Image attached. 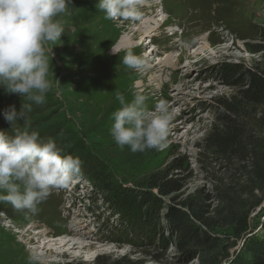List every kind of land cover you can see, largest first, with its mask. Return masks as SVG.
<instances>
[{
	"label": "rangeland",
	"instance_id": "374dc122",
	"mask_svg": "<svg viewBox=\"0 0 264 264\" xmlns=\"http://www.w3.org/2000/svg\"><path fill=\"white\" fill-rule=\"evenodd\" d=\"M97 3L72 0L57 18L64 33L49 45L52 91L43 104L0 87V130L12 134L3 116L8 106L19 112L30 105L25 123L82 162L80 174L53 191L37 214L0 203V264H28L33 251L42 254V264H239L264 241V180L248 164L206 154L203 142L222 116L220 101L234 99L243 106V153H264V103L243 98L251 88L247 73L264 75V0H145L135 22L107 20ZM161 18L152 34L156 25L146 23ZM127 50L146 57L151 68H126L121 61ZM197 50L202 53L194 58ZM176 60L177 74L166 64ZM173 75L176 81L159 97L157 85ZM180 80L188 85L181 92ZM141 85L156 100L147 103L149 110L163 101L171 112L163 150L132 153L110 135L112 114L121 107L116 92L130 102ZM16 123L23 127L22 118ZM127 193L151 194L161 218L169 207L189 206L204 241L180 246L179 235L165 225L133 223L127 208L117 209L116 200ZM57 239L69 242L61 249L53 246ZM76 243L83 249H71Z\"/></svg>",
	"mask_w": 264,
	"mask_h": 264
},
{
	"label": "clouds",
	"instance_id": "9594fccd",
	"mask_svg": "<svg viewBox=\"0 0 264 264\" xmlns=\"http://www.w3.org/2000/svg\"><path fill=\"white\" fill-rule=\"evenodd\" d=\"M145 0H98L96 7L107 20L139 21ZM72 0H0V87L8 94H18L35 104H43L52 91L48 78L51 44L64 33L61 20ZM52 58V57H51ZM121 63L143 72L150 65L146 57L127 50ZM58 85L59 82L56 81ZM142 90L126 102L116 92L120 108L112 114L110 135L120 148L130 152L163 150L167 146L172 119L166 102L154 111L146 104ZM25 105L19 112L14 106L3 111L12 126V134L0 130V203H7L25 215H35L38 205L55 190L66 188L81 171L78 157L65 154L52 138L42 140L37 130L25 123ZM18 118L23 127L15 126ZM28 264H42V254L33 251Z\"/></svg>",
	"mask_w": 264,
	"mask_h": 264
},
{
	"label": "trees",
	"instance_id": "16d2710c",
	"mask_svg": "<svg viewBox=\"0 0 264 264\" xmlns=\"http://www.w3.org/2000/svg\"><path fill=\"white\" fill-rule=\"evenodd\" d=\"M235 72L232 69L228 75L232 76V73ZM245 77L251 85L249 90L243 92V98L246 99V103L262 105L264 103V75L248 72ZM220 105L224 111L205 138L203 149L206 154L225 157L228 162L235 161L243 165L252 166L253 173L261 180H264V153H259V149L255 148L244 154L243 148L240 147L243 139L242 135L245 133L244 125L240 120L243 106L234 99L220 101ZM90 176L92 175L90 174ZM167 184L160 187V191L167 188ZM102 185L107 190L111 189L107 182H103ZM163 195L166 196L167 192ZM116 204L117 209L121 213H123L124 208L128 209L126 216L130 215L128 216L130 218L133 216V223L140 221L144 225L150 224L156 228L157 226L162 228L165 225L168 230L174 231L179 235L180 246L192 247V245H200L205 239V236L199 235L200 229L196 225L191 208L187 205L169 207L166 214L161 218L158 215V201L149 193L146 196L140 194L135 196L127 193L117 199ZM142 204L147 207L143 214L140 213L141 209L139 208ZM239 264H264V241H257L255 247L249 250L248 256L241 258Z\"/></svg>",
	"mask_w": 264,
	"mask_h": 264
},
{
	"label": "bare ground",
	"instance_id": "6f19581e",
	"mask_svg": "<svg viewBox=\"0 0 264 264\" xmlns=\"http://www.w3.org/2000/svg\"><path fill=\"white\" fill-rule=\"evenodd\" d=\"M161 21H162V18L159 20V19H157V20H155V19H151L150 21H148L146 24L148 25V26H155V28H154V30H152L151 29V33L153 32V31H156V30H158V27H160L162 24H161ZM147 25H143L144 27H146ZM140 26V25H139ZM141 27V26H140ZM157 28V29H156ZM145 29V28H144ZM138 30H141V29H139L138 28ZM153 34V33H152ZM156 36V35H155ZM127 42H130V41H127ZM129 44H131V42L129 43ZM128 45V44H127ZM122 46V42H120L119 44H117V46H116V51H118V49L120 50V47ZM133 48V47H132ZM131 48V49H132ZM152 53H153V51H152ZM200 53H202V52H199L198 53V50L193 54V56H194V58H197V56L198 55H200ZM110 54V53H109ZM205 55V54H204ZM202 57H204V56H202ZM166 59H164L163 61H165ZM179 61V60H178ZM177 60L176 61H174V64L175 65H172V62L170 61V63H166L167 64V66H169V67H171L173 70H174V73L175 74H177L178 73V69H177V66H176V63L178 62ZM159 64H161V63H159ZM159 64H157V65H159ZM172 65V66H171ZM191 65V63H188V65H186L187 67H189ZM150 67V66H149ZM151 68V67H150ZM172 73V72H171ZM170 75V74H169ZM170 78L168 79V80H166V81H164V82H162L161 84H159V85H157V88L160 90V92H161V95L159 96V97H161V98H163L164 97V95L167 93L166 92V88L168 87V84L169 83H172V82H170L171 80H173V82L174 81H176L175 80V75H173V76H169ZM153 79V78H152ZM157 79V78H156ZM156 79H153L152 80V82L153 81H157ZM180 79V78H179ZM182 80V79H181ZM180 80V82L182 83L180 86L182 87L181 89H179L178 91H182L183 89H186L187 87H188V85H187V83H185V82H182ZM130 84V83H129ZM143 84V83H142ZM142 86V85H141ZM141 86H138L137 88H139V89H141L142 90V88H141ZM131 87V86H130ZM143 87V92H144V94H146L147 96H148V98L149 99H151L150 101H148V102H146V104L148 103V105H150V106H154L155 104H156V100L154 101V99L150 96V94L148 93V91H147V88H145V86L143 85L142 86ZM130 89V88H129ZM133 88H131L130 90H132ZM168 89V88H167ZM158 92V91H157ZM157 94V93H156ZM160 94V93H159ZM155 97H158L157 95H154ZM174 130H177V127H175L174 128ZM188 135V133H186V136ZM31 228V227H30ZM30 228H28L27 229V231H25V233H28V232H30ZM27 235V234H26ZM71 241H74L73 239H71L70 240V242ZM68 242L69 241H67V243L62 239H57V240H53L52 241V243H53V246H57V247H59V248H61V249H64L66 246H67V244H68ZM80 244V243H79ZM71 245V244H70ZM82 245V244H81ZM81 245H78L77 243L76 244H73V246L71 247V249H74V246H76L75 248H80L79 250H81V249H83V246H81ZM52 246V245H51ZM87 246V245H86ZM88 247V246H87ZM42 249L43 250H47V251H49V253H51L52 254V251L50 250V248L49 249H47V247H46V245L44 244V246L42 247ZM58 249V248H57ZM89 249V248H88ZM59 250V249H58ZM90 250V249H89ZM84 251V250H83Z\"/></svg>",
	"mask_w": 264,
	"mask_h": 264
}]
</instances>
